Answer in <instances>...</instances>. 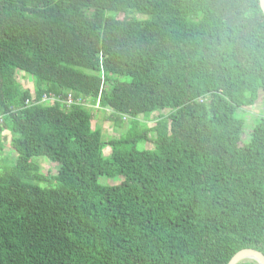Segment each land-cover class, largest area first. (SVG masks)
Returning a JSON list of instances; mask_svg holds the SVG:
<instances>
[{"label":"trees","instance_id":"1","mask_svg":"<svg viewBox=\"0 0 264 264\" xmlns=\"http://www.w3.org/2000/svg\"><path fill=\"white\" fill-rule=\"evenodd\" d=\"M129 13L146 19H118ZM67 93L99 98L101 122L88 107L40 103ZM260 95V0H0V156L7 131L15 160L0 166V264L264 255V118L241 145L236 117ZM102 122L121 130L109 156ZM42 158L55 176L37 174Z\"/></svg>","mask_w":264,"mask_h":264},{"label":"rangeland","instance_id":"2","mask_svg":"<svg viewBox=\"0 0 264 264\" xmlns=\"http://www.w3.org/2000/svg\"><path fill=\"white\" fill-rule=\"evenodd\" d=\"M118 19L121 21H130V20H144L146 19L145 17L137 14H121L118 16ZM16 80L19 86L23 90H29L33 94V86L31 80L22 72H17L16 73ZM106 113V110H105ZM102 113H100V110H98V116H101ZM107 114V113H106ZM165 116L168 114V112L163 113ZM106 116V115H105ZM157 114H154L150 116V119L147 121V124L149 127L154 126ZM236 117L243 118L246 120V126L244 127V132L241 138V145H245L249 143L250 141V135L254 126V119L258 117H263L264 118V101L262 96L260 95L258 100L256 101L255 105L251 108L244 109V112L241 110H238L236 113ZM140 120L142 121L143 118L140 117ZM93 124V123H92ZM93 126V125H92ZM101 128V134H102V140L104 142V150H103V155L104 156H109L111 153V149L107 146V143L112 140V139H117L120 136L121 130L114 127L112 123L104 122L102 124ZM10 138L9 135L7 137L3 138V153L2 156H0V166L3 168H12L15 166V160H14V155L11 152L10 148ZM145 148V147H144ZM146 148L152 149L151 145H147ZM139 149H143V147H139ZM32 166H35L38 168L37 174L40 176H55L58 169L59 165L50 163L47 159H34L32 161ZM36 173V171L34 172ZM123 178H115V179H106L105 177H100L98 179V183L102 186H116L121 183ZM34 185L39 186L41 189H49V188H55L56 183L52 181H48L46 183H34Z\"/></svg>","mask_w":264,"mask_h":264},{"label":"built area","instance_id":"3","mask_svg":"<svg viewBox=\"0 0 264 264\" xmlns=\"http://www.w3.org/2000/svg\"><path fill=\"white\" fill-rule=\"evenodd\" d=\"M101 80L103 82L102 74H101ZM101 89H102V86H101ZM100 93H101V90H100ZM56 102L59 103L63 108H69L73 105L91 108V111L94 114V116H95L96 112L98 110H100L99 98H97V100L92 105H90V103H88L89 100L87 98L80 97V98L74 99V97L71 93H67L64 98H61V97H58V96L52 95V94L44 95L40 103L52 105V103H56ZM106 113H107L106 114L107 116L111 115L110 110H106ZM2 124H3V118L0 116V126H2Z\"/></svg>","mask_w":264,"mask_h":264},{"label":"water","instance_id":"4","mask_svg":"<svg viewBox=\"0 0 264 264\" xmlns=\"http://www.w3.org/2000/svg\"><path fill=\"white\" fill-rule=\"evenodd\" d=\"M260 8L264 15V0H260ZM246 261L264 264V255L254 249H245L236 253L228 264H240Z\"/></svg>","mask_w":264,"mask_h":264},{"label":"crops","instance_id":"5","mask_svg":"<svg viewBox=\"0 0 264 264\" xmlns=\"http://www.w3.org/2000/svg\"><path fill=\"white\" fill-rule=\"evenodd\" d=\"M93 118L94 119L92 121V123H93L92 125L94 127H96L101 122V120H100L101 116H98V114H96ZM102 124H104V122H102ZM7 135H9V133L7 131L2 132V134H1V136L4 138L7 137Z\"/></svg>","mask_w":264,"mask_h":264}]
</instances>
